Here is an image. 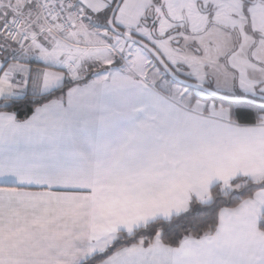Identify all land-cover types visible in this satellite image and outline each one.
Segmentation results:
<instances>
[{"label":"snow or ice","instance_id":"6c2138e0","mask_svg":"<svg viewBox=\"0 0 264 264\" xmlns=\"http://www.w3.org/2000/svg\"><path fill=\"white\" fill-rule=\"evenodd\" d=\"M0 264H264V0H0Z\"/></svg>","mask_w":264,"mask_h":264}]
</instances>
